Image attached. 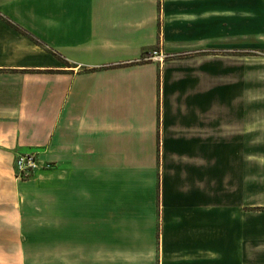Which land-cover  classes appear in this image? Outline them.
Instances as JSON below:
<instances>
[{
  "label": "crops",
  "instance_id": "crops-1",
  "mask_svg": "<svg viewBox=\"0 0 264 264\" xmlns=\"http://www.w3.org/2000/svg\"><path fill=\"white\" fill-rule=\"evenodd\" d=\"M151 46L264 52V0H0V264L33 246L43 264H256L243 133L213 148L193 101L210 97L176 102L168 71L138 62ZM32 150L42 170L19 181Z\"/></svg>",
  "mask_w": 264,
  "mask_h": 264
},
{
  "label": "rangeland",
  "instance_id": "rangeland-1",
  "mask_svg": "<svg viewBox=\"0 0 264 264\" xmlns=\"http://www.w3.org/2000/svg\"><path fill=\"white\" fill-rule=\"evenodd\" d=\"M159 51L156 46L143 50L138 62H156L161 71L163 70L164 73L168 71L171 90L176 102V97H179L180 103L186 106L187 97H206V99L210 97V106L207 102L203 103L202 99L201 101L196 99L193 101L196 112L205 113L204 118L200 116V123L201 127L205 123L210 125L213 148L223 138H228L229 141L234 142L235 137L231 140V136L236 133H243L245 159L242 209L244 233L245 238L249 241L254 239V246L249 248V255L256 259V264H264V168H261L264 166V145H262L264 144V118L259 120L257 116H253L255 112H264V52L236 53L239 56L231 54L221 59H212L214 58L212 57L210 58L212 61L207 58L209 63L203 57L204 54L200 53L170 56L166 53L160 54ZM154 52H157L158 55L154 56ZM154 57L156 58L152 59ZM160 57L162 60H159ZM209 65L210 67H208ZM189 78H195L196 82L188 92ZM225 90L227 93H232L238 97L227 101L224 94ZM204 109L205 112H203ZM261 116H264V113ZM258 128H260L259 131ZM253 151L258 152V155L251 158V155L254 154ZM214 154L216 153L213 152ZM257 163L262 164L259 165L261 167ZM215 169L216 166L213 163L212 174L214 178L218 179L220 172ZM38 170H42L41 165ZM223 173L227 176L235 175L231 166ZM230 185V183H213V190L222 188L230 190L227 188ZM256 242L258 245L255 244ZM25 256L27 258L25 264H43L42 247H26Z\"/></svg>",
  "mask_w": 264,
  "mask_h": 264
},
{
  "label": "built area",
  "instance_id": "built-area-1",
  "mask_svg": "<svg viewBox=\"0 0 264 264\" xmlns=\"http://www.w3.org/2000/svg\"><path fill=\"white\" fill-rule=\"evenodd\" d=\"M157 55V52H154V56ZM155 58L156 57L152 59ZM39 167L40 163L38 151L32 150L30 152H27L26 154L18 155L14 160L13 166L15 178L19 181L28 180L39 169Z\"/></svg>",
  "mask_w": 264,
  "mask_h": 264
},
{
  "label": "trees",
  "instance_id": "trees-1",
  "mask_svg": "<svg viewBox=\"0 0 264 264\" xmlns=\"http://www.w3.org/2000/svg\"><path fill=\"white\" fill-rule=\"evenodd\" d=\"M5 21H7L8 24H10L15 30H17L18 32H20L22 35H25V36L29 37L31 40H34L35 42H37V40H35L32 36H30L25 30L20 29L19 27L11 24L8 20H5Z\"/></svg>",
  "mask_w": 264,
  "mask_h": 264
}]
</instances>
